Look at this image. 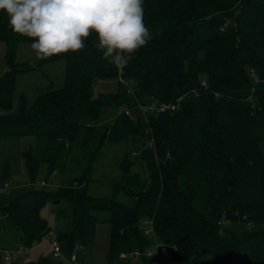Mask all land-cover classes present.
<instances>
[{
    "label": "trees",
    "instance_id": "obj_1",
    "mask_svg": "<svg viewBox=\"0 0 264 264\" xmlns=\"http://www.w3.org/2000/svg\"><path fill=\"white\" fill-rule=\"evenodd\" d=\"M144 13L154 39L125 67L102 59L93 35L79 52L41 60H65L63 88L51 86L30 107L22 95L16 114L0 116V140L36 139L22 154L31 184L42 165L47 179L80 170L57 191L32 188L0 200V235L11 231L16 244L31 249L51 232L44 206L65 201L72 223L57 239L70 253L93 246L104 212L108 264H148L145 253L156 243L171 248L164 264H264V0H144ZM0 42L8 63L0 110L12 111L17 77L31 70L16 63V49L33 41L13 34L0 11ZM105 81H116V91L95 94ZM179 99L176 111L148 121L119 114ZM110 110L118 112L112 123L98 124ZM128 141L140 153L134 159L126 153L113 194L90 196L105 146ZM137 162L145 165V177L134 170ZM121 193L134 205L121 203ZM144 220L153 221L157 239L144 235Z\"/></svg>",
    "mask_w": 264,
    "mask_h": 264
},
{
    "label": "rangeland",
    "instance_id": "obj_2",
    "mask_svg": "<svg viewBox=\"0 0 264 264\" xmlns=\"http://www.w3.org/2000/svg\"><path fill=\"white\" fill-rule=\"evenodd\" d=\"M6 53L7 47L5 43L0 42V78L8 67ZM15 60L21 67H27L31 70L18 75L13 109L12 111L0 110V116L4 114H16L22 95H25L27 104L30 107L39 95L51 90V86L55 90L65 86L66 62L64 59L41 63V60L35 58L31 44L24 43L20 44L16 49ZM116 88V81H105L96 84L95 94L114 92ZM117 114L116 110H110L105 116L101 117L98 124L104 126L110 125ZM35 143L36 139L34 136L0 140V200L19 196L32 188H43L54 192L61 187L68 186L74 178L80 175V170L69 168L64 173H54L50 179H47V167L46 165H42L37 182L31 184L22 154L32 149ZM134 151L138 152V147L130 141L119 145H106L101 159L96 164L92 180L88 184V194L94 198L110 197L114 192L115 186L122 179L120 168L122 160L126 156V153H129L131 159H134L132 155ZM134 170L139 172L143 177L147 175L146 167L142 163L137 162ZM42 182L45 183L44 186L41 185ZM6 183L9 185L8 192H4ZM117 196V199L121 203L129 206L134 205V199L122 193ZM41 216L48 221L51 226L53 239L55 238L58 241L63 248L62 255L64 259L68 260L72 253L66 250L64 242L57 239L58 233L67 232L71 227V211L67 203L65 201L48 202L42 209ZM107 217L108 215L104 212L98 214L99 222L96 226V236L93 246L80 247L78 250L75 249L73 251V254L78 257L76 264H108L107 254L110 242V225L106 221ZM234 229H245V226L244 224H236L234 225ZM11 236V231L2 232L0 235L1 246L6 245L7 242H11ZM20 259H27L28 262L37 264L42 260L50 264H70L68 262L62 263L59 259L53 257V252L47 238H44L42 242L22 254ZM133 264H139V261L136 260Z\"/></svg>",
    "mask_w": 264,
    "mask_h": 264
},
{
    "label": "clouds",
    "instance_id": "obj_3",
    "mask_svg": "<svg viewBox=\"0 0 264 264\" xmlns=\"http://www.w3.org/2000/svg\"><path fill=\"white\" fill-rule=\"evenodd\" d=\"M13 34L30 38L37 60L85 49L96 36L102 59L123 68L154 39L144 0H0Z\"/></svg>",
    "mask_w": 264,
    "mask_h": 264
},
{
    "label": "built area",
    "instance_id": "obj_4",
    "mask_svg": "<svg viewBox=\"0 0 264 264\" xmlns=\"http://www.w3.org/2000/svg\"><path fill=\"white\" fill-rule=\"evenodd\" d=\"M119 81L126 85L128 87V92L130 94H133L132 88L122 79L120 78ZM205 84V83H204ZM181 99L177 101V103L174 104H164V103H158V102H153L149 105H142L138 104L137 106L133 107H124L119 111V114H124L127 117L130 118V120L133 123H136L138 120V116L141 115L143 118H145L146 121H148L150 116H157L161 113H166V112H174L178 109L179 107V102ZM154 146V139L150 138L148 140L147 147H153ZM138 152H133L132 155L134 157L139 155ZM42 186L45 185L44 182L41 183ZM9 185L6 183L4 186V192H8L9 190ZM143 228V233L145 236L152 237L154 239H157L156 233L154 230L153 226V221L150 220H144L142 224ZM47 240L50 243L52 252H53V257L56 259H59L60 262H68L70 264H76L78 261L77 255H74L73 253L70 255V258L68 260L64 259L62 252L63 248L60 246L58 241L52 236V233L50 232L46 236ZM38 243H34L33 247L37 245ZM80 247H76V250H78ZM170 247L166 246L161 243H156L154 247L150 248L146 253L145 256L150 259V263L148 264H164L167 261V257L169 256L170 253ZM29 248L19 245L15 249H5L2 248L0 245V261L2 264H12V263H25L23 260L20 259L21 255L24 254L26 251H28ZM139 264H146L144 262H139Z\"/></svg>",
    "mask_w": 264,
    "mask_h": 264
},
{
    "label": "crops",
    "instance_id": "obj_5",
    "mask_svg": "<svg viewBox=\"0 0 264 264\" xmlns=\"http://www.w3.org/2000/svg\"><path fill=\"white\" fill-rule=\"evenodd\" d=\"M12 238H10L11 239V242H7V244L6 245H4V246H1L2 248L3 247H7V248H5V249H15V248H17L18 246H19V244H16L14 241H13V239H14V236H13V233H12V236H11ZM46 238V237H45ZM10 241V240H9ZM0 245H1V241H0ZM10 245V246H9ZM27 260V259H26ZM26 260H23V262H28V260L26 261Z\"/></svg>",
    "mask_w": 264,
    "mask_h": 264
}]
</instances>
